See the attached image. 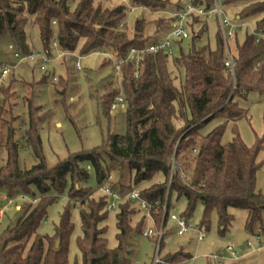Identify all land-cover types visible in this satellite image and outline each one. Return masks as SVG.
I'll use <instances>...</instances> for the list:
<instances>
[{
	"label": "trees",
	"instance_id": "16d2710c",
	"mask_svg": "<svg viewBox=\"0 0 264 264\" xmlns=\"http://www.w3.org/2000/svg\"><path fill=\"white\" fill-rule=\"evenodd\" d=\"M76 1L78 3L72 9L71 3ZM96 1L0 0V45L9 39L17 53L30 56L37 51L27 32L31 24L38 32L40 52L51 57L52 45L56 42L58 50L68 54L59 59L67 63L68 77L71 75L69 63L76 58L74 54L82 58L91 54L109 55L120 62L127 60L132 49L149 47L151 38L143 35L141 22H137L134 36H129L125 5L103 8L96 5ZM131 1L144 8L166 10L173 7L171 0ZM221 2L224 7L246 4L239 18L242 21L260 18L254 31L256 34L264 32V0ZM190 3L207 9L213 0H191ZM185 5L179 2L177 10H183ZM202 18L193 14L190 20L197 24ZM190 20L187 27L193 32ZM175 21L171 17L156 20L155 24L158 31L167 30L168 35ZM239 31L235 33V76L225 65L226 47L221 29L213 50L209 46L199 47L201 30L193 36L188 52L181 47L186 41L182 40L174 42L170 54L163 51L146 53L141 59L138 78L135 77V63L125 62L121 68L122 91L114 90L108 109L111 111L120 96L127 102L126 134L109 133L103 148L71 154L53 168L46 162L39 129L43 116L39 115L41 106L35 98L36 87L46 85L52 78L50 71L38 84L26 81L22 84L26 91L23 100L28 117L22 142L17 140L14 127L20 116L11 111L17 105L13 103L17 95L12 88L14 80L0 86L4 97L0 110V149L4 148L7 155L5 164L0 165V191L4 190L8 199L23 193L35 200L24 205L16 223L0 237V264H69V242L75 228L70 210L66 209L62 214L53 237L38 232L49 207L56 201L49 193L52 190L63 192L66 188L70 202L77 203L80 209L82 236L77 245L83 264H131L135 252L133 238L144 235L147 220L143 217L133 225V217L138 213L134 202L128 199L120 204L116 223L118 245L109 249L105 226L110 213L108 199L103 193L101 198H94V191L87 187L90 173L86 165L95 171L100 189L109 182L104 155L122 168L128 166L132 173V186L128 189L111 184V188L123 197L157 175L163 176L162 183H156L140 194L151 204L159 203L157 213L153 215L157 229L162 225L163 206L168 202L169 211L175 194L178 200L187 202V211L182 218L189 219L200 203L205 209L202 225L209 227L210 218L216 212L222 233L232 223L231 209L249 212L246 231L255 236L263 226L264 194L257 190V174L261 168L257 157L264 147V137L257 138L256 146L249 147L235 127L232 141L223 142L227 125L247 118L239 101L246 100L252 92L264 95V40L257 42L255 34L247 32L245 42L240 44ZM175 45L181 52L174 57L176 66L184 69L180 88L174 84L168 70ZM59 85L64 88L60 92L64 97L69 91L67 78L61 76ZM214 120L224 123L203 135L204 127ZM22 148L31 152L36 161L30 169L20 167ZM30 187L38 190L39 199ZM163 244L164 239L160 251ZM189 259L190 256L178 253L164 261L173 264Z\"/></svg>",
	"mask_w": 264,
	"mask_h": 264
},
{
	"label": "rangeland",
	"instance_id": "374dc122",
	"mask_svg": "<svg viewBox=\"0 0 264 264\" xmlns=\"http://www.w3.org/2000/svg\"><path fill=\"white\" fill-rule=\"evenodd\" d=\"M190 1L171 0L173 7L166 10L133 5L131 0H97L96 5H101L103 8L125 5L128 12L129 36H134L136 24L141 22L143 35L151 38L150 44H152L155 41L162 40L167 35V30L158 31L155 21L171 18L178 11L176 5L179 2L187 4ZM77 3L78 1L71 3L72 9H75ZM219 5L226 15L234 21H237L246 6V4L236 3L224 7L221 1ZM239 20L245 23L238 33L239 43L243 44L247 32L253 33L256 28L257 20L255 18L248 21H242L240 18ZM190 22L193 26V32L191 31L192 29L189 30V38L181 44L184 52L189 51L193 36L199 34L201 30H203L201 34L202 41L199 47L209 46L212 50L215 49L216 37L218 30H220L219 17L213 14L209 19L203 17L200 23L195 24L193 20H190ZM27 32L35 50L39 51L41 46L36 28L29 24ZM235 44V39L230 42L232 52L236 54ZM14 51L18 52L15 49ZM180 53V47L175 45L174 52L168 62V70L171 73L174 84L178 88L183 84L184 69L182 70L176 66L174 57L179 56ZM112 59L111 56L102 54H91L81 57L82 70L78 71L75 67L77 60L75 58L71 61L72 64L69 63L71 66V69H69L71 75L69 77L67 76V63L59 60L55 66H48V71L51 72L52 78L46 85L36 87L35 98L37 105L41 106L39 115L43 117L39 122V129L49 168L55 167L59 161L67 159L71 154L103 148L109 133L126 134L127 102L125 101L124 105L120 106L116 111H109L108 109L109 101H111L110 96H112L114 90L118 91L119 89L122 91L121 70L117 69V63L114 59L112 61ZM2 62L8 64L17 63L9 39L4 40L0 45V63ZM40 66V59L25 62L19 66L16 73L12 76L14 80L12 88L17 94L13 103L17 105L11 111H14L15 116H20L19 121L14 124L17 129L16 138L20 142H22L23 135L28 128L27 109L23 100L26 91L22 84L25 81L38 84L47 74L40 70ZM61 76L67 78L69 82V91L64 97L60 95V92L64 89L59 85ZM54 78L57 80H54ZM3 100V94L0 92V110ZM239 102L240 106L247 112V118L238 121L236 124L229 123L223 142L228 144L232 141L233 131L236 127L244 143L249 147H254L257 144V138L263 139L264 137V95L252 92L247 96L246 100ZM223 123L224 121L222 120L212 121L204 127L202 134L207 135ZM6 156V150L4 148L0 149V165L5 164ZM104 158L109 176L108 181L116 184L117 187L125 189L132 186V173L128 166L122 168L119 164L110 161L106 155H104ZM257 161L261 165L257 174V190L264 194V147L260 150ZM35 164L36 161L32 157L31 152L22 148L20 152L21 169H30ZM86 166L90 173L87 187L94 191L93 197L99 199L102 197V192L96 173L89 165ZM163 181V176L157 175L151 182L142 183L137 188L142 191ZM30 190L36 195L37 199L40 198V193L36 188L30 187ZM49 195L55 197L56 201L49 207L47 217L41 222L38 232L41 235L53 237L56 227L61 222L62 214L66 209H69L71 221L75 227L69 242V264H83V258L77 245L78 238L82 236L79 205L70 202L68 188L63 192L52 190ZM32 198V196L27 197L20 193L15 199H8L5 191H0V237L9 226H13L16 223L22 213V209H24V205L35 201ZM204 210L202 204L199 203L196 206L194 214L187 219L190 230L183 237L177 234L176 222L169 220L165 230L164 244L160 252L158 251L155 238H147L144 235L135 236L132 241L135 252L131 256V264H153L158 254L162 260H166L168 257L178 253H183L192 259L173 264H216L209 258L210 255L217 253L221 248L229 244L241 248V246L246 245L248 240L252 239V236L246 231L249 212L231 209L232 223L228 230L222 233L216 212L210 218L209 227L202 225ZM136 211L138 210L136 209ZM186 211L187 202L184 199L178 200L177 196L173 194L170 201L169 217L182 218L185 216ZM118 213L119 209L110 212L105 222V226L108 228L106 238L108 239V247L111 250L118 245V229L116 227ZM143 217L144 215L138 212L133 217L132 224L136 225ZM262 220L263 231L261 236L264 239V212H262ZM146 227L153 228L154 224L147 220ZM200 228L204 234L203 241H199ZM248 252L251 251L247 249L241 253L244 255ZM223 264H264V250L261 253L248 254L241 260H225Z\"/></svg>",
	"mask_w": 264,
	"mask_h": 264
},
{
	"label": "built area",
	"instance_id": "2783aa9c",
	"mask_svg": "<svg viewBox=\"0 0 264 264\" xmlns=\"http://www.w3.org/2000/svg\"><path fill=\"white\" fill-rule=\"evenodd\" d=\"M221 0H213V4L209 5L210 8L205 9L204 7H197L193 6L190 2H188L185 5V8L183 10H180L176 12L172 18H174L175 24L173 26V29L171 32L165 36L160 41H155L152 44L149 45L148 48L144 50H138V49H132L129 53V56L126 61H120L117 63V69L121 70L122 65L125 62H134L136 65V73L135 77L138 78L139 73L141 71V59L146 53H159L161 51L165 53H172L173 51V44L176 41H182L187 40L189 38V32H188V21L190 20L191 15L196 14L198 16L204 17L209 19L211 15L216 14L219 17V24L220 29L222 33L223 40L225 42L226 47V62L225 65L228 68V71L235 76V67L236 62L234 59V53L232 52L230 42L234 41L235 39V33L238 30H241L245 23L240 22L239 18L237 21H234L230 19L226 13L222 10L219 3ZM253 34H255L257 38V42H260L261 40H264V32L256 34L255 31H253ZM52 49L56 50L59 49L56 42H53ZM68 55L66 52L61 51L57 55H52L51 57L47 56L46 54L35 51L30 56H24L20 53H15V58L17 59L16 64H8V63H0V86L7 85L11 83L12 76L15 74V72L18 70L19 66L25 62L28 61H35L37 59L41 60V66L40 70L44 73H48V66L52 65L54 62L58 61L62 57ZM74 57L77 58L75 67L78 71L82 70L81 65V57L74 54ZM113 60V59H112ZM54 80H57L54 78ZM125 103V100L122 96L118 97L116 99V102L111 107L112 111H116L120 106H123ZM111 184H113L111 181L107 182V184H104V186L101 187V192L105 197L108 199V205L107 210L109 212H113L119 209V205L124 203L126 200L131 199L138 212L144 215V217L147 218L148 221H151L154 224L153 228L146 227L144 236L147 238H155L158 245V251L160 252L161 248V242L163 241L165 237V230L167 226V222L169 220H174L176 222L177 226V234L180 237L185 236V234L190 230V226L184 218H178V217H169V211H168V202L165 203L163 206V212H162V225L160 229H157L154 213H157L156 207L159 206V203L151 204L147 200L143 199L141 197V190L134 189L130 193H128L125 197H123L118 191L113 190L111 188ZM199 241L204 240V234L202 233V230L200 229L199 232ZM245 247L253 252H261L264 250V239L261 235H257L253 237L252 239L248 240ZM241 249L237 248L233 244H229L221 248L217 253L210 255V259L213 260L216 264H223L225 260H240L242 258ZM153 264H170L165 262L159 257V254L154 260Z\"/></svg>",
	"mask_w": 264,
	"mask_h": 264
},
{
	"label": "crops",
	"instance_id": "0c3cea01",
	"mask_svg": "<svg viewBox=\"0 0 264 264\" xmlns=\"http://www.w3.org/2000/svg\"><path fill=\"white\" fill-rule=\"evenodd\" d=\"M12 51L14 52V56H15V51H14V48H12ZM61 52V50H58V49H56V50H53V52H52V55H57V54H59ZM59 61V60H58ZM58 61H56V62H54L53 64H52V66L54 65L55 66V64L56 63H58ZM51 73V72H50ZM50 73H48V74H50ZM11 81H13V78H12V80ZM262 231H263V228L261 229V230H257V234L255 233V236H257V235H262ZM259 233H261V234H259ZM252 236V235H251ZM254 235L252 236V238L253 237H255ZM241 251H245V250H247V248L245 247V246H241ZM251 251V250H250ZM262 252V251H261ZM261 252H253V251H251V252H248V253H245L244 255H242V258H245L248 254H252V253H261ZM241 258V259H242ZM192 259V258H191ZM240 259V260H241Z\"/></svg>",
	"mask_w": 264,
	"mask_h": 264
},
{
	"label": "water",
	"instance_id": "95a60500",
	"mask_svg": "<svg viewBox=\"0 0 264 264\" xmlns=\"http://www.w3.org/2000/svg\"><path fill=\"white\" fill-rule=\"evenodd\" d=\"M208 9L210 8V6L207 7Z\"/></svg>",
	"mask_w": 264,
	"mask_h": 264
}]
</instances>
